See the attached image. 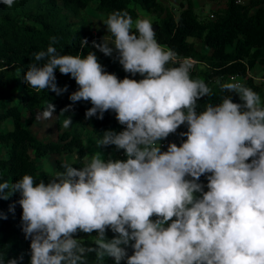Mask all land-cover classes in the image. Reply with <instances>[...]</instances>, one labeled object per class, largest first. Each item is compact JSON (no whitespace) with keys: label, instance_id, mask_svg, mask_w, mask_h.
<instances>
[{"label":"clouds","instance_id":"1","mask_svg":"<svg viewBox=\"0 0 264 264\" xmlns=\"http://www.w3.org/2000/svg\"><path fill=\"white\" fill-rule=\"evenodd\" d=\"M16 2L0 0L8 8ZM104 25L108 35L92 47L105 56L115 53L124 72L141 79L107 72L93 51L61 54L55 37L46 51L33 53L35 62L22 77L37 92L59 96L68 86L59 87L55 73L70 74L78 87L61 113L90 102L86 119L103 120L111 111L123 126L104 131L97 141L98 148L122 150L123 158L96 155L83 167L65 164L47 182L27 174L12 184L0 182V200L19 194L9 211L22 208L29 264H90L92 255L97 264L109 258L113 264H264L261 96L227 82L221 91L230 95L198 111L197 102L212 89L192 78L197 61L162 47L149 19L134 22L128 12L116 11ZM88 43L81 40V49ZM54 112L49 102L36 119L51 120ZM72 123L68 116L63 127ZM181 126L186 139L163 151L162 141ZM78 233H96L93 246L74 238ZM23 262V255H0V264Z\"/></svg>","mask_w":264,"mask_h":264},{"label":"trees","instance_id":"2","mask_svg":"<svg viewBox=\"0 0 264 264\" xmlns=\"http://www.w3.org/2000/svg\"><path fill=\"white\" fill-rule=\"evenodd\" d=\"M31 0H17L13 9L2 8L0 3V125L12 120L13 130L0 132V145L7 149L8 158H0V182L7 181L9 184L22 179L24 175H31L39 183L42 179L38 173L36 160L30 155L34 151L37 158L48 156L67 157L79 153L80 157L86 156L85 138L82 131L91 130L99 139L106 130H123L115 114L106 112L103 120L95 117L88 120L85 112L92 105L90 102H77L67 113H61L71 101L69 96L77 90L78 85L69 75H63L56 71L58 86H68V91L57 95L51 91L37 92L35 89L24 84V91L20 95L22 105L35 117L38 110H44L50 102L55 105L57 115V128L60 132L58 142H42L23 125V114L19 106L9 103L11 89L18 85L17 81L8 78V70L19 66L24 72L30 63L35 62L33 53L45 50L51 44L52 38H57L53 46L61 54L78 55L83 52L87 55L92 51L91 42L94 33L90 26L76 29L62 16L63 10L73 11L76 15L84 12L94 1H98L97 10L109 14L121 11L128 12L133 21L139 18L137 6L148 11L160 19L159 29L156 32L158 43L166 50H174L179 59L193 58L204 67L200 72L193 70V79H203L209 86L216 79L212 95L199 100L198 111L203 110L208 104H218L230 93L222 92L221 85L227 83L232 76L245 78L244 86L253 89L261 98H264V85L256 84L250 77L249 72L257 66L264 70V0H210L214 3L226 2L225 8L215 11L212 17L201 19L195 9L194 0H179L180 10L174 13L171 6L162 0H43L42 11L29 9ZM155 25H153L154 27ZM88 40V46L81 49L80 41ZM195 40L202 42L203 46L211 50L204 53L197 49ZM98 57V56H97ZM98 61L109 73H114L118 78L142 77L137 74L124 72L121 66L113 59L107 58ZM233 102L239 103V97L232 94ZM71 116L73 123L69 130H63V121ZM187 131L181 126L175 134L170 135L169 143L178 146L182 138L179 134ZM108 153L115 152L114 146H107ZM112 159L109 156L105 160ZM114 160V159H113ZM70 164L74 167H83L82 162H65L57 158L56 167L58 172L64 171L63 165ZM203 183H207L205 177H201ZM19 194H14L8 200H0V213L7 214L8 219H0V255L6 259L24 256L23 264H29L30 240H26L21 229L22 208L17 204L14 213L9 211L10 205L19 200ZM113 238L114 234L108 232ZM76 238V237H74ZM86 246H93V242L81 238ZM131 255V249H129ZM90 264H97L95 256L89 257ZM103 264H113L111 258Z\"/></svg>","mask_w":264,"mask_h":264},{"label":"rangeland","instance_id":"3","mask_svg":"<svg viewBox=\"0 0 264 264\" xmlns=\"http://www.w3.org/2000/svg\"><path fill=\"white\" fill-rule=\"evenodd\" d=\"M43 0H31L29 2V9H35L37 11H42L41 9V3ZM168 3H170L173 7L172 10L174 13L179 12V0H164ZM242 2L247 0H241ZM97 4L98 1H94L84 12L80 13L79 15H76L73 11L70 10H63L62 16L70 22L74 28L81 29L85 26H90L94 33V39L93 41H96L97 43L102 42V39L104 36H107L108 33L106 31V26L104 25V21L107 19V16L104 13H101L97 10ZM2 8L7 9H13L14 6L11 8H8L7 6L3 5L1 3ZM195 9L196 12L199 14L201 19H206L212 17V14L217 11L218 9H222L226 7V2L222 3H214L210 0H195ZM137 10L139 13L138 19H149L153 25H158L160 22V19L155 17L154 15L150 14L148 11L142 9L140 6H137ZM137 20V19H136ZM134 20V22L136 21ZM197 49L200 51H203L204 53H211V50H208V48L204 47L202 42L199 40H195ZM91 48L92 51L96 53V55L104 61L107 58L115 60L118 64V60L116 59V54L114 53L113 56H105L103 53L99 52L97 49L92 47L91 42ZM120 65V64H119ZM121 66V65H120ZM122 68V66H121ZM123 69V68H122ZM197 71L200 72L204 69L202 65H199L196 67ZM24 75V70L16 66L10 70H8V78L12 81H17L18 85L11 89V97H8L9 103L12 106H19L22 114H23V125L24 127L28 128L33 135H35L39 140L42 142H58L59 141V130L57 128V115L55 112L53 113V118L51 120H44V121H38L36 119L37 114L35 117H32L30 112L22 105L20 95L24 91V83L22 82V77ZM250 77H252L256 84L264 85V70L261 66H257L254 69H252L249 72ZM241 83L244 85L246 84V79H240ZM216 79L212 80L209 87L213 89L216 84ZM262 99V103H264V98ZM0 104H1V98H0ZM3 110H0L2 112ZM43 110H38V112H42ZM71 129L70 126L68 128H64L63 130H69ZM13 130V123L12 120L6 121L4 124L0 125V132H7ZM83 136L85 138V148H86V156L84 158L80 157L79 153H75L73 155L67 156V157H56V156H48L43 158H37L34 151H30V155L36 160L37 167H38V173L41 176V179L45 182L52 179L55 174L58 172L56 167V160L57 158L63 159L65 162H82L86 163L91 160L93 156L100 155L102 159H105L106 156L111 157L112 159H119L120 154H117L115 152L108 153L106 149L102 147H97V136L89 129H84L82 131ZM0 158H8L7 149L0 145ZM96 233H92L90 236L89 234L85 233H78L75 237L76 238H85L91 242L94 240V235ZM109 237V236H108ZM110 238V237H109ZM107 260V259H106Z\"/></svg>","mask_w":264,"mask_h":264},{"label":"built area","instance_id":"4","mask_svg":"<svg viewBox=\"0 0 264 264\" xmlns=\"http://www.w3.org/2000/svg\"><path fill=\"white\" fill-rule=\"evenodd\" d=\"M240 2V1H239ZM196 61V60H195ZM199 64V62L197 61L195 67L193 68V70L196 69L197 65ZM192 70V71H193ZM240 79H243L242 76H232L230 77V79L228 80V82H238V83H241V80ZM242 84V83H241ZM166 145H167V142L165 141H162V150L165 151L166 149ZM121 156H123V152L121 153Z\"/></svg>","mask_w":264,"mask_h":264},{"label":"water","instance_id":"5","mask_svg":"<svg viewBox=\"0 0 264 264\" xmlns=\"http://www.w3.org/2000/svg\"><path fill=\"white\" fill-rule=\"evenodd\" d=\"M158 29H159V25H155V26L153 27V30H154L155 32H157Z\"/></svg>","mask_w":264,"mask_h":264},{"label":"crops","instance_id":"6","mask_svg":"<svg viewBox=\"0 0 264 264\" xmlns=\"http://www.w3.org/2000/svg\"><path fill=\"white\" fill-rule=\"evenodd\" d=\"M164 3H166V4H168L169 6H171V7H173L170 3H168V2H166V1H164V0H162ZM194 2H195V0H194Z\"/></svg>","mask_w":264,"mask_h":264}]
</instances>
